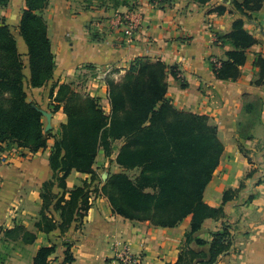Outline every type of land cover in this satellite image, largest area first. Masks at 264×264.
Here are the masks:
<instances>
[{
	"label": "crops",
	"instance_id": "0c3cea01",
	"mask_svg": "<svg viewBox=\"0 0 264 264\" xmlns=\"http://www.w3.org/2000/svg\"><path fill=\"white\" fill-rule=\"evenodd\" d=\"M98 2L92 0L90 5L87 0H49L43 10L56 61L52 81L73 83L77 90L99 97L109 112L108 87L94 79L96 68L113 67L116 71L111 77L120 80L137 58L175 66L186 86L169 74L167 99L180 111L208 116L210 123L218 127L224 144L220 163L204 191V201L212 208L222 207L225 216L206 219L194 240L187 243L191 217L175 227L132 221L115 214L109 200L98 191L92 195L83 221L74 224L64 236L60 229L49 234L37 229L43 206L42 187L53 176L50 155L67 116L62 108L53 111L49 83L40 88L31 85L28 45L19 28L26 2L10 0L6 8L0 7V17L6 16L22 55L28 102L51 115L49 120L44 114L51 136L47 148L36 154L12 146L7 151L11 163L0 167V264H33L38 250L52 245L57 247L53 257L57 261L52 264H59L64 259L65 242L72 245L73 264H124L116 252L125 245L138 257L139 264H174L184 245L208 253L214 234L224 226L229 227L233 245L212 264H264V183H259L264 179L260 178L264 175V79L257 84L260 67L256 65L259 56L264 58V4L246 18L230 0H210L205 4L174 0L172 7L164 9L149 0ZM220 7L225 8L223 13L217 11ZM116 13L128 14L137 24L132 37L113 25ZM240 18L257 42L246 51L247 59L237 80L218 79L211 61L225 59L233 46L217 41V37L229 34ZM57 91L58 87L54 96ZM123 143L114 142L113 158ZM105 161L101 151L94 169L102 171ZM90 177L73 170L67 187L79 186ZM242 183L245 188L240 189ZM228 191L235 194L224 203ZM53 215L60 222L59 213L53 211ZM16 226L35 233L36 241L26 244L21 238H7L5 231ZM195 239L207 243L198 245ZM207 261L208 258L197 259L194 264Z\"/></svg>",
	"mask_w": 264,
	"mask_h": 264
},
{
	"label": "trees",
	"instance_id": "16d2710c",
	"mask_svg": "<svg viewBox=\"0 0 264 264\" xmlns=\"http://www.w3.org/2000/svg\"><path fill=\"white\" fill-rule=\"evenodd\" d=\"M92 5V0H87ZM101 4V1L98 0ZM162 9L172 7L174 0H149ZM200 4L210 0H195ZM234 8L246 18L260 10L264 0H230ZM10 0H0L5 7ZM26 9L20 22V32L28 45L31 85L40 88L54 77L56 61L48 35V25L43 16L49 0H25ZM219 13L224 7L217 9ZM218 41L232 44L217 67L211 61L218 79L237 80L245 64L246 51L257 40L244 28V19L233 24L232 31L218 36ZM261 84L264 79V58L259 56ZM24 62L18 51L11 27L0 24V149L12 146L28 149L36 154L48 146L51 131L45 132L41 108L28 102L24 88ZM116 71V70H115ZM174 75L186 86L175 66L161 60L137 58L120 80L108 77L110 110L106 112L100 98L79 91L73 83L54 84L50 98L54 112L63 109L67 123L55 139L50 155L52 179L42 187L43 206L36 223L39 231L51 233L60 229L64 236L74 224L79 225L89 211L91 192L88 183L72 190L67 188V178L73 170L88 174L92 179L98 154H113L115 141L124 143L116 156V163L124 170L106 179L101 193L109 200L115 214L138 222H150L160 227H175L191 217V231L187 243L194 240L208 218L220 219L224 209L212 208L204 201V191L216 171L224 144L218 135V127L210 123L208 116L176 109L167 99L168 76ZM58 87L57 94L54 90ZM22 156H26L22 153ZM139 170L135 177L129 171ZM253 172L249 174L251 176ZM245 188L242 183L240 189ZM235 192L224 195V203ZM252 198V197H251ZM250 198V199H251ZM53 211L59 213L58 222ZM11 239L21 238L31 244L37 235L16 226L5 231ZM198 245L207 242L195 239ZM233 241L228 226L214 234L209 252H197L188 245L182 247L174 264H194L197 259L208 258L214 263L221 254L232 248ZM64 259L59 264H73L72 245L64 243ZM57 247H41L33 264H52ZM171 264V263H170Z\"/></svg>",
	"mask_w": 264,
	"mask_h": 264
},
{
	"label": "built area",
	"instance_id": "2783aa9c",
	"mask_svg": "<svg viewBox=\"0 0 264 264\" xmlns=\"http://www.w3.org/2000/svg\"><path fill=\"white\" fill-rule=\"evenodd\" d=\"M154 5H158V3L156 2ZM113 25L118 29H122L129 37H132L137 29V24L128 14L125 13H116ZM212 62H214L217 67L221 65L218 59H213ZM114 71L115 69L113 67L96 68V75L94 76V79L104 82L107 85L106 80L114 74ZM5 147V145H2V148L0 149V167L11 163L10 157L7 153L8 149ZM2 181V176L0 174V187L2 186ZM116 253L120 261L124 264H139L138 257L133 255L129 247L126 245L120 248Z\"/></svg>",
	"mask_w": 264,
	"mask_h": 264
},
{
	"label": "rangeland",
	"instance_id": "374dc122",
	"mask_svg": "<svg viewBox=\"0 0 264 264\" xmlns=\"http://www.w3.org/2000/svg\"><path fill=\"white\" fill-rule=\"evenodd\" d=\"M8 6V5H7ZM7 6H5V7H1V9H4V8H6ZM25 9H26V5H25ZM25 9H23V11L25 10ZM23 11H22V15H23ZM21 18H22V16H21ZM3 23H6V24H8L9 26H10V24L7 22V18H6V16H1L0 17V24H3ZM11 27V26H10ZM19 28H20V26H19ZM53 79H54V77H53ZM52 79V80H53ZM50 81L49 82V84H50V92H51V90H52V88H53V86H54V82L53 81ZM116 80V79H115ZM52 82V83H51ZM50 96V95H49ZM51 103H52V98H51ZM45 132H46V125H45ZM114 154H115V148L113 147V154H112V156H109V157H107L106 156V161H105V163L103 162V164H101L102 166H101V168L100 169H102V171H96L95 170V174H96V176L92 179V177H90V179H86V180H84L83 181V183L81 184V185H79V186H83L84 185V182H87L88 183V188H89V190H90V192H91V195H90V197H92V195L96 192H100L101 191V188H102V186L105 184V182H106V180H105V178H109V176L111 175V174H114V173H120V172H123L124 170L120 167V166H117V165H113L112 163L114 162H116V158H113V156H114ZM98 156H99V154H98ZM98 158V157H97ZM108 159V160H107ZM96 163H97V159H96ZM96 163H95V165H96ZM129 174H130V176H132V177H135V176H137L138 174H139V170L138 169H136V170H133V171H129L128 172ZM103 175V176H102ZM262 177H264V175L263 176H261L260 178H262ZM258 181V180H257ZM259 183H264V179H261L260 180V182ZM75 187H77V186H75ZM75 187H73L72 189H74ZM68 188V187H67ZM72 189H68V190H72ZM101 193V192H100ZM101 195H103L102 193H101ZM104 196V195H103ZM91 199V198H90ZM90 204H91V200H90ZM111 205V204H110ZM112 207V206H111ZM70 231V230H69ZM68 231V232H69Z\"/></svg>",
	"mask_w": 264,
	"mask_h": 264
},
{
	"label": "water",
	"instance_id": "95a60500",
	"mask_svg": "<svg viewBox=\"0 0 264 264\" xmlns=\"http://www.w3.org/2000/svg\"><path fill=\"white\" fill-rule=\"evenodd\" d=\"M42 113H43V115L45 114L48 118H49V120H50V114H47L46 112H43L42 111ZM50 129V124H48L47 126H46V131H48Z\"/></svg>",
	"mask_w": 264,
	"mask_h": 264
}]
</instances>
